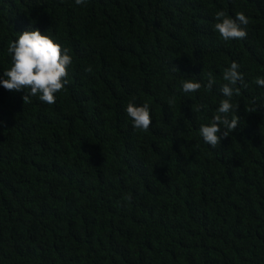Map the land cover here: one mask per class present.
<instances>
[{"label":"trees","instance_id":"obj_1","mask_svg":"<svg viewBox=\"0 0 264 264\" xmlns=\"http://www.w3.org/2000/svg\"><path fill=\"white\" fill-rule=\"evenodd\" d=\"M218 11L247 38L225 41ZM36 29L72 64L52 105L0 85V264H264V0H0V79ZM232 62L240 122L212 149Z\"/></svg>","mask_w":264,"mask_h":264},{"label":"clouds","instance_id":"obj_2","mask_svg":"<svg viewBox=\"0 0 264 264\" xmlns=\"http://www.w3.org/2000/svg\"><path fill=\"white\" fill-rule=\"evenodd\" d=\"M75 4L86 6L87 0H75ZM215 19L219 21L215 24V30L225 41L247 38L248 33L245 28L249 19L244 13L240 12L234 18H228L224 11H218ZM7 50L11 54L12 67L3 73V77L6 79H0V85L8 91L24 92L25 95L22 97L24 103L30 102V96H38L44 103L55 104L56 94L63 91L68 83V68L72 64V57L68 54V49L62 48L48 35H42L36 29L20 33L18 38L9 44ZM239 67L238 63L232 62L230 67L224 70L223 80L227 83L221 86L220 92L226 98L221 100L212 122L200 127L203 141L212 149L217 148L221 140L227 138L239 126L238 115H232V118L229 119V115L239 109L238 105L231 102L234 94H240V88L236 86L240 84L246 87ZM174 70L178 71L175 67ZM85 71L91 72L92 69L89 66ZM215 83V79L209 73L208 83L205 86L211 90ZM255 83L264 87V78L257 77ZM201 87V83L192 80L182 83L185 93L197 92ZM204 107V105H200V108ZM126 113L131 118L135 129L147 132L152 126L153 122L147 103L137 106L135 103L129 102Z\"/></svg>","mask_w":264,"mask_h":264}]
</instances>
